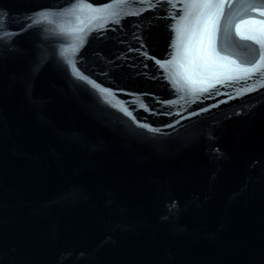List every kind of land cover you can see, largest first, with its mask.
<instances>
[{"label":"water","instance_id":"1","mask_svg":"<svg viewBox=\"0 0 264 264\" xmlns=\"http://www.w3.org/2000/svg\"><path fill=\"white\" fill-rule=\"evenodd\" d=\"M262 13L0 0V264H264Z\"/></svg>","mask_w":264,"mask_h":264},{"label":"snow or ice","instance_id":"2","mask_svg":"<svg viewBox=\"0 0 264 264\" xmlns=\"http://www.w3.org/2000/svg\"><path fill=\"white\" fill-rule=\"evenodd\" d=\"M254 11H255V9H253ZM262 14H264V13H262Z\"/></svg>","mask_w":264,"mask_h":264}]
</instances>
